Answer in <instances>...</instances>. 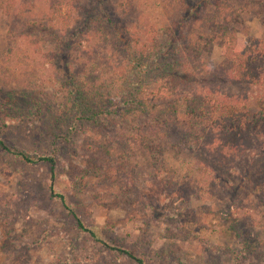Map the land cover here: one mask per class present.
Here are the masks:
<instances>
[{"label":"rangeland","instance_id":"rangeland-1","mask_svg":"<svg viewBox=\"0 0 264 264\" xmlns=\"http://www.w3.org/2000/svg\"><path fill=\"white\" fill-rule=\"evenodd\" d=\"M231 1L240 13L239 41H264V0ZM90 2L72 0L68 34L50 24L49 0H0V138L55 158L57 189L97 236L79 230L50 196L47 163H25L0 148V264H139L112 247L143 264H264V134L240 135L245 144L232 152L213 134L196 140L168 128L143 137L145 119L125 112L128 91L115 77L121 52L88 30ZM106 5L124 27L154 33L162 46L166 28L187 15L182 0ZM179 29L188 42L204 43L195 18ZM201 57L218 65L222 49L213 43ZM67 83L101 87L112 112L81 114ZM201 84L204 95L246 97L252 110L264 94V85ZM177 107L184 122V106Z\"/></svg>","mask_w":264,"mask_h":264},{"label":"trees","instance_id":"trees-1","mask_svg":"<svg viewBox=\"0 0 264 264\" xmlns=\"http://www.w3.org/2000/svg\"><path fill=\"white\" fill-rule=\"evenodd\" d=\"M106 1L90 2L93 9L85 12L88 19L90 13H93L88 30L93 29L110 42L109 46L121 52V63L116 65L118 72H115V77L118 82H125V89L128 91L126 100L129 109L125 112L139 113L145 119L143 137L149 139L155 132L168 128L186 131L196 140L213 134L220 141L224 139L227 143L230 142L229 151L232 152L245 144L240 135L244 134L248 138L251 133L264 134V94L257 100L259 109L252 110L246 103V97L241 95L219 90L211 92L214 96L200 92L203 86L201 82H219L223 86L264 85V41L253 37L249 46L239 41L238 26L241 25V18L238 8L231 0H196L194 8H189L187 1L182 0L187 15L180 16L175 28H166L164 37L167 38L163 46L154 33L150 36L148 32L137 35L128 26L124 27L111 6L106 5ZM71 2L72 0H49L50 24L55 28H65V33L68 34L70 28L66 23L73 19L74 11ZM186 18H195L205 28L206 35L202 45L184 39L179 28ZM213 43L222 49V60L218 65L208 64L201 57L203 52L211 51ZM64 90L68 96L73 97V106L83 115L89 113L94 118L99 113L106 117L112 112L106 106L108 101L101 93V87L91 91L80 84L67 83ZM107 97L110 98L108 94ZM178 105L184 106V122L178 119ZM146 114L148 119L145 118ZM212 125L219 131H206L207 127L212 129ZM0 148L25 163H47L50 167V196L60 201L79 230L97 238L94 231L67 204L65 195L57 189L56 160L53 156H32L9 147L1 138ZM144 149L147 150L146 147ZM112 248L143 264L142 259L133 252L120 247Z\"/></svg>","mask_w":264,"mask_h":264}]
</instances>
